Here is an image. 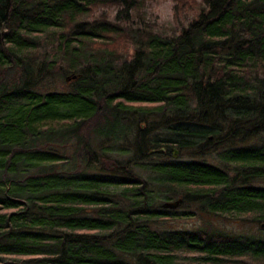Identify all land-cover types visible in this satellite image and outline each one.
I'll return each mask as SVG.
<instances>
[{
    "label": "trees",
    "instance_id": "trees-1",
    "mask_svg": "<svg viewBox=\"0 0 264 264\" xmlns=\"http://www.w3.org/2000/svg\"><path fill=\"white\" fill-rule=\"evenodd\" d=\"M156 1L0 0V264H264L161 207L264 222V0Z\"/></svg>",
    "mask_w": 264,
    "mask_h": 264
},
{
    "label": "rangeland",
    "instance_id": "rangeland-1",
    "mask_svg": "<svg viewBox=\"0 0 264 264\" xmlns=\"http://www.w3.org/2000/svg\"><path fill=\"white\" fill-rule=\"evenodd\" d=\"M149 14L157 16V23L160 29H169L172 26L171 21V3L169 1L160 0L150 4ZM55 81L54 86L61 89L64 87L66 79H53ZM207 162L219 165L216 157L211 155ZM177 199L165 201L166 203H173ZM164 203V202H163ZM171 210V209H167ZM182 214H186V217H180L176 220H172L165 223V227L172 230H211V229H222L235 234L244 235H261L262 229L260 228L261 223L253 222L251 219H240L233 215H215L204 211H196L192 206L182 203L174 209Z\"/></svg>",
    "mask_w": 264,
    "mask_h": 264
},
{
    "label": "water",
    "instance_id": "water-1",
    "mask_svg": "<svg viewBox=\"0 0 264 264\" xmlns=\"http://www.w3.org/2000/svg\"><path fill=\"white\" fill-rule=\"evenodd\" d=\"M153 152H158V153H163V149H160V150H157V151H152V153ZM172 158L173 159H177L178 158V151L176 150V149H173L172 150ZM182 203V200L181 199H178V200H176L175 202H173V203H164V204H162V208L163 209H171V210H174V209H176L180 204ZM260 228L262 229V230H264V222L263 223H261L260 224Z\"/></svg>",
    "mask_w": 264,
    "mask_h": 264
},
{
    "label": "bare ground",
    "instance_id": "bare-ground-1",
    "mask_svg": "<svg viewBox=\"0 0 264 264\" xmlns=\"http://www.w3.org/2000/svg\"><path fill=\"white\" fill-rule=\"evenodd\" d=\"M158 150H160V149H158ZM161 154V153H160ZM179 157V156H178ZM178 159V158H177ZM177 159H175V160H177Z\"/></svg>",
    "mask_w": 264,
    "mask_h": 264
}]
</instances>
